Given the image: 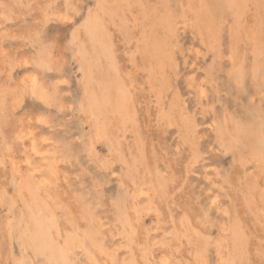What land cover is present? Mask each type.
I'll use <instances>...</instances> for the list:
<instances>
[{"label": "rangeland", "instance_id": "rangeland-1", "mask_svg": "<svg viewBox=\"0 0 264 264\" xmlns=\"http://www.w3.org/2000/svg\"><path fill=\"white\" fill-rule=\"evenodd\" d=\"M99 1L0 0V200L29 161L50 163L52 183L39 194L53 198L60 234L88 233L96 244L91 260L76 250V264H264V0L224 9L214 0ZM90 14L105 23L112 59L94 69L121 85L127 107L110 111L108 135L95 138L94 118L78 107ZM41 48L46 69L35 64ZM32 72L49 100L30 94ZM1 205L0 264H14L20 251L7 253Z\"/></svg>", "mask_w": 264, "mask_h": 264}, {"label": "bare ground", "instance_id": "bare-ground-1", "mask_svg": "<svg viewBox=\"0 0 264 264\" xmlns=\"http://www.w3.org/2000/svg\"><path fill=\"white\" fill-rule=\"evenodd\" d=\"M54 1V0H53ZM60 1V0H59ZM114 2L116 0H113ZM64 2V1H62ZM66 2V1H65ZM98 2V1H97ZM96 2V3H97ZM100 3L106 4L105 0H100ZM216 7H219L221 9H224V6H228L230 7V5L232 6L234 3H236V0H214ZM56 3V1H55ZM70 3V2H69ZM72 3V2H71ZM99 3V4H100ZM109 3V2H107ZM53 4V2L51 3ZM58 4V3H57ZM82 4V3H80ZM238 4V3H237ZM55 5V4H54ZM60 5V4H59ZM64 5V3H63ZM67 5V4H66ZM98 5V4H97ZM108 6V4H106ZM110 5V3H109ZM239 5V4H238ZM249 5V4H248ZM78 6V5H77ZM83 6V4H82ZM81 6V7H82ZM64 7V6H63ZM63 7L61 9H63ZM73 7V6H72ZM99 7V6H98ZM103 7H105L103 5ZM70 8V7H69ZM80 8V7H78ZM97 8V7H96ZM102 8V6H101ZM110 8V6H109ZM198 8V7H197ZM65 9V7H64ZM84 9V8H83ZM91 9V7H90ZM228 9V8H227ZM240 9V8H238ZM53 10V9H52ZM75 10V9H74ZM236 10V9H235ZM62 11V10H61ZM89 11V10H88ZM97 11V10H96ZM100 11V10H99ZM60 12V11H59ZM90 12V11H89ZM105 12V11H104ZM106 12L112 13V9L110 8L109 11L106 10ZM43 13V11H42ZM64 13V12H63ZM70 14V13H69ZM97 14H100L97 13ZM106 14V13H105ZM236 14V13H235ZM63 15V14H62ZM66 15V14H64ZM71 15V14H70ZM69 16V15H67ZM247 16V15H246ZM66 17V16H65ZM64 17V18H65ZM81 17V16H80ZM85 17V16H84ZM168 17V16H167ZM231 17V16H230ZM63 18V19H64ZM67 18V17H66ZM76 18V17H75ZM236 18V17H235ZM80 19V18H79ZM103 19H100V17H98L96 14H90L87 16L86 22H84V24L81 26L82 27V31H84V33L87 35L88 37V41L91 45V47L93 48V55L92 56H88L86 51H85V46H83V42H78L80 43L79 46V56L82 62V66H81V70L83 72V90H84V100H80L79 101V109L82 112V110L85 113H88L92 119L94 118V123L91 124V126L93 127L94 133L93 135H91L92 138H95L97 136H104V135H108V131H109V113H111L112 111H119V109H124L126 110V104L125 101L123 100V90L121 85H118V83L115 82V85L112 84V79L109 76H104L101 77V75L99 74V69L97 70V73L95 72L96 70L95 68L100 67L101 64H104L101 60L104 59V61H107V64L110 65V61L112 59L109 53V48L110 46L107 44L106 40L104 39L105 37V28H104V24L102 23ZM47 22V21H46ZM172 22V21H171ZM246 22V21H245ZM82 23V21L80 22V24ZM65 24V23H64ZM68 24V23H67ZM166 24V22L164 23ZM163 24V25H164ZM63 25V24H62ZM73 25V24H72ZM104 25V26H103ZM160 25V24H159ZM246 25V24H243ZM78 26V25H76ZM80 26V25H79ZM106 27V26H105ZM159 27V26H158ZM166 27V26H164ZM73 28V27H72ZM77 28V27H75ZM65 30V29H64ZM67 30V29H66ZM79 30V29H78ZM81 31V29H80ZM209 31V30H208ZM66 32V31H65ZM70 32V31H69ZM68 33V32H67ZM83 33V32H82ZM81 33L79 31L74 32L72 34L73 39L77 40L80 37L79 36H83L80 35ZM38 36V35H37ZM42 36V35H41ZM68 36V35H67ZM211 36V35H210ZM37 38V37H36ZM71 38V37H70ZM86 38V37H85ZM39 39V38H38ZM46 39V38H45ZM40 40V39H39ZM58 40V39H57ZM84 40V39H83ZM42 41V40H41ZM53 41V40H52ZM51 41V42H52ZM69 41V40H68ZM71 41V40H70ZM37 42V41H36ZM56 42V40H55ZM77 42V41H76ZM161 42V41H160ZM58 43V42H56ZM71 43V42H70ZM75 43V42H74ZM35 44V43H34ZM87 44V43H86ZM41 45V44H40ZM46 45V44H45ZM48 45V44H47ZM46 45V48L48 47ZM163 45V44H162ZM44 46V45H43ZM76 46V45H75ZM54 47V46H53ZM167 47V46H166ZM39 48V47H38ZM163 48V46L161 47ZM43 48H41V50L37 53L38 54V59L37 57H35V59L37 60L35 64L38 65V67H41L43 69H46V67L48 66V61H49V53L47 52V50H42ZM88 50V49H87ZM111 50V49H110ZM195 50V49H194ZM46 52V53H45ZM92 52V51H91ZM90 52V53H91ZM89 53V52H88ZM36 54V55H37ZM34 56V55H33ZM54 57V56H53ZM52 59V58H51ZM109 59V60H108ZM168 59V58H167ZM31 61V60H30ZM52 62V60H50ZM232 61V60H231ZM26 60L24 61V64H27L29 62H26ZM102 62V63H101ZM93 63V64H92ZM159 63V62H158ZM31 64V63H30ZM257 64V63H256ZM57 65V64H56ZM59 65V64H58ZM106 65V64H104ZM1 66V65H0ZM28 66V64L26 65ZM30 66V65H29ZM93 66V67H91ZM103 66V65H102ZM254 66V65H253ZM259 66V65H258ZM55 67V66H54ZM105 66H103L104 69ZM107 68V67H106ZM54 69V68H53ZM109 69V68H108ZM262 69V67H261ZM30 70V69H29ZM105 70V69H104ZM112 67L110 68L111 72ZM33 71V70H32ZM53 71V70H52ZM51 71V72H52ZM102 71V70H101ZM106 71V70H105ZM254 71V70H252ZM25 72V71H23ZM31 72V71H30ZM36 72V71H35ZM34 72V73H35ZM42 72V71H41ZM104 72V71H102ZM33 73V72H32ZM31 73V74H32ZM31 75L33 79L31 81V84L29 86L30 89V94H35L38 95L42 101L40 103L43 102V100L47 101L50 99L51 94H49L47 91H45L43 88L39 87L36 83V79L35 76L38 75ZM49 73V72H48ZM24 74V73H22ZM26 74V73H25ZM30 74V73H29ZM28 74V76H30ZM52 74V73H51ZM111 74V73H110ZM172 75V74H171ZM43 76V74H42ZM103 76V75H102ZM117 76V75H114ZM46 77V76H45ZM20 78H23L22 76ZM29 78V77H28ZM37 78V77H36ZM116 78V77H115ZM17 79V78H16ZM40 79V77H39ZM8 80V79H7ZM18 81V80H17ZM29 81V82H30ZM235 81V80H234ZM20 82L22 83L23 81L20 80ZM20 82H17V84ZM189 84V83H188ZM5 86V85H4ZM59 86V85H58ZM57 86V87H58ZM198 86V85H197ZM2 86H0L1 89ZM22 87V86H21ZM3 88V87H2ZM7 88V87H6ZM9 88V87H8ZM26 88V86H25ZM45 88V87H44ZM52 88V87H51ZM202 89V88H201ZM14 90V89H13ZM24 90V89H23ZM26 90V89H25ZM52 90V89H51ZM58 90V89H57ZM56 90V91H57ZM10 92V91H8ZM23 92V91H22ZM21 92V93H22ZM6 91H4V89L1 91L0 90V125H4L7 121V115H8V111H6V104H5V95H6ZM56 93V92H54ZM15 95V93H14ZM28 95V94H27ZM25 95V97L27 96ZM53 96V95H52ZM22 97V96H21ZM38 97V98H39ZM126 97V95H125ZM10 99V98H9ZM125 99V98H124ZM37 100V97H36ZM11 103V102H10ZM16 104V103H15ZM46 104V103H45ZM50 104V103H49ZM9 105V104H8ZM114 105V106H113ZM53 107H55V104H53ZM246 109V108H245ZM9 110V108H8ZM12 110V109H11ZM60 110V109H59ZM57 110V111H59ZM111 111V112H110ZM211 111V108H210ZM83 112V114H84ZM123 112V111H122ZM128 112V111H127ZM117 113V112H116ZM126 113V112H125ZM118 114V113H117ZM112 115V114H111ZM125 114L123 113V116ZM118 116H121V114ZM102 117V118H101ZM98 118H100L98 120ZM124 118V117H123ZM232 118V117H231ZM102 119V120H101ZM121 119V118H120ZM84 124V123H83ZM237 124V123H236ZM7 125V123H6ZM5 125V126H6ZM3 127V126H2ZM211 128V127H210ZM252 128V127H251ZM250 126L248 129H251ZM254 128V127H253ZM252 128V129H253ZM242 129V128H241ZM248 129H246V131H248ZM243 130V129H242ZM245 130V129H244ZM31 131V130H30ZM255 131V130H254ZM228 132V131H227ZM245 132V131H244ZM261 132V131H260ZM127 133V132H126ZM238 133V132H237ZM249 133V131H248ZM3 134V133H2ZM1 134V135H2ZM247 134V133H246ZM256 134V133H255ZM36 135V134H35ZM253 135V134H252ZM4 136V135H3ZM25 136V135H24ZM247 136V135H246ZM256 136V135H255ZM225 138V136H223ZM232 137V136H231ZM254 137V135H253ZM252 137V139H253ZM262 137V136H261ZM18 138V137H17ZM227 138V137H226ZM225 138V139H226ZM255 138V137H254ZM259 138V137H258ZM4 139V138H3ZM6 139V137H5ZM16 139V137H15ZM89 139V137H88ZM102 139V138H101ZM233 139V138H232ZM243 139V138H241ZM248 139V138H247ZM250 139V138H249ZM250 139V140H252ZM96 140V139H95ZM231 140V139H230ZM21 141V140H20ZM36 141V140H35ZM107 141V140H105ZM104 141V142H105ZM240 141V140H239ZM14 142V141H13ZM32 142V140H31ZM34 142V141H33ZM92 141L89 140V143H91ZM226 142V141H225ZM229 142V141H228ZM234 142V141H233ZM237 142V141H236ZM7 143H10L7 141ZM6 143V144H7ZM230 143V142H229ZM253 143V142H252ZM259 143V141H258ZM264 143V142H263ZM23 144V143H22ZM34 144V143H33ZM231 144V143H230ZM233 144V143H232ZM235 144V142H234ZM238 144V143H237ZM236 144V146H237ZM251 144V141H250ZM254 144V143H253ZM257 144V143H255ZM244 145V144H243ZM252 145V144H251ZM15 146V145H13ZM33 146V145H32ZM31 146V147H32ZM36 146V145H35ZM240 146H242V143L240 144ZM246 146H248L246 144ZM245 146V147H246ZM255 146V145H254ZM7 149L10 151L11 147L8 146L7 144ZM10 147V148H9ZM25 147V145L23 146ZM28 147V146H27ZM90 147L92 148V145H90ZM244 146H242L243 148ZM33 148V147H32ZM90 148V149H91ZM94 148V147H93ZM239 148V147H238ZM237 148V149H238ZM259 148V147H258ZM13 149V148H12ZM11 149V150H12ZM26 149V148H25ZM95 149V148H94ZM93 149V150H94ZM249 149V147H248ZM251 149V148H250ZM253 149V148H252ZM251 149V151H252ZM260 149V148H259ZM28 150V149H27ZM26 150V151H27ZM32 150V149H31ZM36 150V149H34ZM33 150V152L35 153V151ZM45 151V150H44ZM250 151V150H249ZM255 151V150H253ZM13 152V150L11 151ZM15 152V151H14ZM13 152V153H14ZM42 151H40L41 153ZM241 152V151H240ZM264 152V151H263ZM38 153V150H37ZM38 153V154H40ZM246 153V152H245ZM27 154H30L27 153ZM26 154V156H27ZM36 154V153H35ZM45 154V153H44ZM241 154V153H240ZM244 154V152H243ZM249 154V153H248ZM264 154V153H263ZM12 155V154H11ZM48 155V154H47ZM242 155V154H241ZM250 156L252 155L249 154ZM246 154V156H249ZM34 156V155H33ZM37 156V155H36ZM44 156V155H43ZM52 156V155H51ZM92 156V155H91ZM12 157V156H11ZM29 157V156H28ZM27 157V158H28ZM32 157V156H31ZM30 157V159H31ZM39 157V156H38ZM48 157V156H47ZM245 157V154H244ZM243 157V158H244ZM254 157V156H253ZM51 158V157H50ZM249 158V157H248ZM26 159V158H25ZM29 159V158H28ZM29 159V160H30ZM35 159V158H34ZM250 159V158H249ZM254 159V158H252ZM249 160L250 161H252ZM245 160V159H244ZM257 160V158H256ZM197 161V160H196ZM246 161V160H245ZM7 162V161H6ZM27 162V161H26ZM32 160L28 162L27 165H29V167L27 168L26 172H22L24 174H19V170H17L19 173V175L21 176V178L19 177V181L17 183H15L14 181L11 182V186H13L12 188L15 190L13 195L7 194L6 200H4V202H2L0 200V203L3 205V207L5 206V220L3 221L4 224L2 225V228L5 232V236L7 237L8 240V252L10 255V258L12 256V249L14 248V246H16L18 248V250L20 251V259H13L14 264H30L32 261H38L40 262V264H76L75 260H74V255L76 254V250H80V252L82 251V253L86 256V258L88 260H91V256H92V248L91 246H95L96 244L93 242L94 240L91 238L90 235L85 234L83 231V236H79L77 234V232L75 231H71L72 233H67L64 235H61L58 227H57V221L56 220V214L54 212V208H53V204H54V200L51 197H41L42 194H39L40 189H41V185L46 189L49 188V183H52L50 180V176L53 174V170L51 168L50 163H47L45 168H38V166H34V164H31ZM33 163V162H32ZM38 163V162H37ZM46 163V161H45ZM40 164V163H39ZM38 164V165H39ZM42 164V163H41ZM44 164V162H43ZM26 167V164H25ZM43 167V166H42ZM53 167V166H52ZM261 167V166H260ZM21 168V167H20ZM257 168V167H256ZM12 169V168H11ZM23 169V167H22ZM24 170V169H23ZM55 170V169H54ZM194 170V169H193ZM261 170V168H260ZM263 170V169H262ZM25 171V170H24ZM57 171V170H56ZM43 173L46 174V176L48 175L49 178H44L45 180H42L41 182H36V180L34 179L35 176L39 173ZM263 174V173H260ZM53 176V175H52ZM55 176V175H54ZM204 177V176H203ZM259 177V176H258ZM2 178V177H1ZM54 178V177H53ZM52 178V179H53ZM56 179V178H55ZM54 181V180H53ZM263 181V180H262ZM264 182V181H263ZM16 184V185H15ZM264 185V184H263ZM262 187V186H261ZM262 189V188H261ZM264 191V190H263ZM44 194V193H43ZM48 195V194H46ZM77 195V194H76ZM1 197V196H0ZM216 198V197H215ZM77 199V198H76ZM80 202V201H79ZM19 203V205H18ZM0 204V205H1ZM1 205V206H2ZM52 205V206H51ZM65 206V205H63ZM80 207V205H79ZM58 208V207H57ZM56 211V210H55ZM61 211V210H60ZM65 212V210H64ZM67 212V211H66ZM67 216V215H66ZM68 217V216H67ZM122 218V216H121ZM70 222V220H69ZM68 222V223H69ZM80 224V223H79ZM186 229V228H185ZM181 231V230H180ZM185 231V230H184ZM184 233V232H183ZM92 234H94L92 232ZM91 234V235H92ZM82 235V234H81ZM93 237V236H92ZM176 237V236H175ZM180 240V239H179ZM230 241V240H229ZM237 242V241H236ZM187 243V242H186ZM184 245V244H183ZM204 245V244H203ZM200 250V249H199ZM192 251V250H191ZM228 252V251H227ZM192 253V252H191ZM79 254V253H78ZM140 254V253H139ZM190 254V253H189ZM193 255V254H192ZM9 257V256H8ZM78 257V256H77ZM160 257V256H159ZM163 257V256H162ZM204 257V255H203ZM230 257V256H229ZM228 260V258H227ZM34 261V262H35ZM205 261V260H204ZM30 262V263H29ZM165 262V261H164ZM229 262V260L227 261ZM36 263V262H35ZM186 263V262H185Z\"/></svg>", "mask_w": 264, "mask_h": 264}, {"label": "snow or ice", "instance_id": "snow-or-ice-1", "mask_svg": "<svg viewBox=\"0 0 264 264\" xmlns=\"http://www.w3.org/2000/svg\"><path fill=\"white\" fill-rule=\"evenodd\" d=\"M89 11H91V10L89 9Z\"/></svg>", "mask_w": 264, "mask_h": 264}]
</instances>
